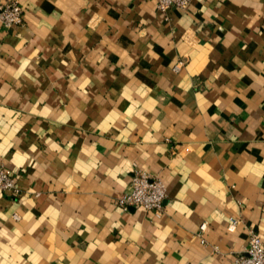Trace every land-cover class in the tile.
I'll return each instance as SVG.
<instances>
[{"label":"crops","instance_id":"crops-1","mask_svg":"<svg viewBox=\"0 0 264 264\" xmlns=\"http://www.w3.org/2000/svg\"><path fill=\"white\" fill-rule=\"evenodd\" d=\"M15 1L0 264H231L251 233L264 245V0ZM137 170L163 181L160 212L118 205Z\"/></svg>","mask_w":264,"mask_h":264},{"label":"built area","instance_id":"built-area-1","mask_svg":"<svg viewBox=\"0 0 264 264\" xmlns=\"http://www.w3.org/2000/svg\"><path fill=\"white\" fill-rule=\"evenodd\" d=\"M191 1L155 0L157 9L165 14L171 8L186 9ZM23 15L24 9L17 1L10 0L0 3V23L4 27L10 28L21 24ZM0 190L12 194H17L19 191L16 175L3 165H0ZM166 197V187L159 177L137 170L131 176L128 189L118 197L117 203L123 208L141 207L146 211L160 212ZM237 223V219H232L228 230L234 229ZM205 227L206 223H201L200 231ZM244 251L235 255L231 264H264V245L259 233H251Z\"/></svg>","mask_w":264,"mask_h":264}]
</instances>
